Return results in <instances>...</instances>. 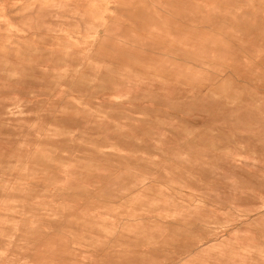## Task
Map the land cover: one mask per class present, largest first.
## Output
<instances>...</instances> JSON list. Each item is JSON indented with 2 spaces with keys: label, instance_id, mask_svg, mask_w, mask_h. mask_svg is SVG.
<instances>
[{
  "label": "rangeland",
  "instance_id": "obj_1",
  "mask_svg": "<svg viewBox=\"0 0 264 264\" xmlns=\"http://www.w3.org/2000/svg\"><path fill=\"white\" fill-rule=\"evenodd\" d=\"M0 264H264V0H0Z\"/></svg>",
  "mask_w": 264,
  "mask_h": 264
},
{
  "label": "bare ground",
  "instance_id": "obj_2",
  "mask_svg": "<svg viewBox=\"0 0 264 264\" xmlns=\"http://www.w3.org/2000/svg\"><path fill=\"white\" fill-rule=\"evenodd\" d=\"M8 263V262H7Z\"/></svg>",
  "mask_w": 264,
  "mask_h": 264
}]
</instances>
